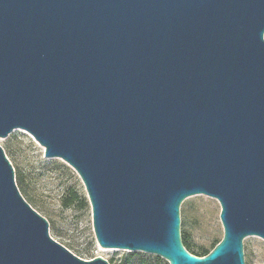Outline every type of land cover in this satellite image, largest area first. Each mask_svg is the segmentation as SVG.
<instances>
[{
	"label": "water",
	"instance_id": "obj_1",
	"mask_svg": "<svg viewBox=\"0 0 264 264\" xmlns=\"http://www.w3.org/2000/svg\"><path fill=\"white\" fill-rule=\"evenodd\" d=\"M21 128L80 178L100 247L245 264L264 240V0H0V138ZM219 206L203 256L180 204ZM0 145V264H110L50 237Z\"/></svg>",
	"mask_w": 264,
	"mask_h": 264
},
{
	"label": "rangeland",
	"instance_id": "obj_2",
	"mask_svg": "<svg viewBox=\"0 0 264 264\" xmlns=\"http://www.w3.org/2000/svg\"><path fill=\"white\" fill-rule=\"evenodd\" d=\"M23 198L48 221L51 238L82 259L100 256L110 264H125L131 252L123 249L101 251L91 224V209L84 186L75 170L61 158L45 157L42 147L30 133L13 129L0 138ZM220 206L209 196L187 197L179 207L180 234L186 235L194 251L208 250L222 238ZM103 248V247H102ZM131 258L142 264H168L143 252ZM245 264H264V240L248 236L243 240Z\"/></svg>",
	"mask_w": 264,
	"mask_h": 264
},
{
	"label": "trees",
	"instance_id": "obj_3",
	"mask_svg": "<svg viewBox=\"0 0 264 264\" xmlns=\"http://www.w3.org/2000/svg\"><path fill=\"white\" fill-rule=\"evenodd\" d=\"M181 240H182V243H183V245H184V247H185V249L189 252V253H191V254H193V255H197V256H203V255H206L214 246H215V244L216 243H218L219 241H216L213 245H212V247L210 248V249H206V250H201V251H199V252H197V251H194L193 250V248L191 247V245L188 243V241H187V237H186V235H184V236H181ZM137 254H140V253H136V252H131L130 254H129V257L127 258L128 260L125 262V264H142V262L140 261L139 263H136L135 261H133V262H130V260H131V258H133L135 255H137Z\"/></svg>",
	"mask_w": 264,
	"mask_h": 264
},
{
	"label": "bare ground",
	"instance_id": "obj_4",
	"mask_svg": "<svg viewBox=\"0 0 264 264\" xmlns=\"http://www.w3.org/2000/svg\"><path fill=\"white\" fill-rule=\"evenodd\" d=\"M100 250H101V251H113L114 249H106V248H102V247H100Z\"/></svg>",
	"mask_w": 264,
	"mask_h": 264
}]
</instances>
